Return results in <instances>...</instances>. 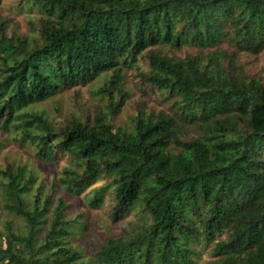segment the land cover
Instances as JSON below:
<instances>
[{
    "label": "trees",
    "instance_id": "1",
    "mask_svg": "<svg viewBox=\"0 0 264 264\" xmlns=\"http://www.w3.org/2000/svg\"><path fill=\"white\" fill-rule=\"evenodd\" d=\"M24 2L42 16L36 38L9 36L0 21L1 126L14 127L40 160H72L75 168L60 179L65 192L80 195L106 179L92 191L91 208L107 201L114 222L137 221L135 230L84 256L71 244L64 197L43 202L39 194L30 207L37 177L26 166L9 167L1 171L2 204L24 217L30 232L7 226L0 262L198 264L196 246L204 243L213 244L207 264H264V79L248 76L222 48L264 51V0ZM185 46L200 54H168ZM134 67L170 110H144L124 129L111 117L128 99L124 71ZM109 72L102 92L110 112L93 121L73 119L58 130L42 114H18ZM43 228L36 247L33 233Z\"/></svg>",
    "mask_w": 264,
    "mask_h": 264
},
{
    "label": "rangeland",
    "instance_id": "2",
    "mask_svg": "<svg viewBox=\"0 0 264 264\" xmlns=\"http://www.w3.org/2000/svg\"><path fill=\"white\" fill-rule=\"evenodd\" d=\"M41 16L42 12L38 8L29 7L24 0H0V21L7 26L6 33L9 36L15 31L17 34L36 38L38 35L36 26L39 25ZM222 48L228 55L236 54L238 65L243 67L248 76L264 79V51L258 55H250L237 54L234 47H229L226 44L222 45ZM168 54L184 58L187 55H199L200 51L197 48L185 46L181 49H169ZM146 64L147 60L140 58L139 66L145 68ZM112 74V72L104 74L85 86L77 85L71 89L61 90L47 100L26 107L18 114H42L53 125L55 124L58 130L73 119L93 121L95 116L103 112H110L108 110L109 95L102 91L106 83L111 80ZM123 82L128 99L120 112L111 117L113 124L130 129L135 118L144 110L155 111V113L170 110V104L163 101L155 89L143 83L137 68L126 69ZM115 95V101L118 102L120 95L117 92ZM1 121L0 119V247L2 249L7 248V226L10 225L14 230H20L24 235L30 232L25 218L5 210L2 204V183L5 182V179L1 171H6L9 167L16 170L21 166H26L27 172H32L37 177L35 186L28 196L30 207H32L33 198L39 194L43 202L48 197H51L54 202L59 197H64L66 204L70 205L68 219L73 227L71 244L82 251L84 256H90L97 252L109 237L136 229L134 224L136 225L137 219L130 223L131 218L114 222L109 216L107 201L98 209L91 208L90 199L94 197L92 191L105 187L109 183L108 180L100 179L80 195H71L65 192L60 184V179L63 177L65 169L75 168L72 160L64 156H57L51 161L40 160L36 156L34 148L20 143V135L16 136L14 127L9 126L8 130L4 129L1 126ZM39 188H41V193L38 192ZM88 194L91 195L89 198ZM106 197L108 200L109 196ZM38 230L33 233L34 236L39 237L35 242L36 247L42 245L46 232L45 228L42 232H38ZM196 249L199 253L198 264H207L215 259L213 244L207 246L201 243L196 246ZM6 263V261L0 262V264Z\"/></svg>",
    "mask_w": 264,
    "mask_h": 264
}]
</instances>
